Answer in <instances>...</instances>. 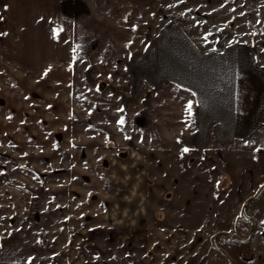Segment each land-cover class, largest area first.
<instances>
[{
  "label": "crops",
  "instance_id": "1",
  "mask_svg": "<svg viewBox=\"0 0 264 264\" xmlns=\"http://www.w3.org/2000/svg\"><path fill=\"white\" fill-rule=\"evenodd\" d=\"M238 2L0 0V96L8 106L13 103L16 114H56L59 96L69 101L77 73L122 70L130 60L132 76L145 78L150 87L132 110L140 123L133 130L136 140L149 142L144 153L171 144L189 150L201 136L208 144L218 119L221 132L230 137L238 106L237 48L232 44L238 35ZM161 117L177 121L173 135L166 128L155 133L142 128L145 119ZM103 153L100 162L114 168L100 174L98 200L88 206L96 196L85 193L83 200L61 209L65 223L42 227L39 236L52 238L41 242L36 251L41 257L35 255L34 264H202L201 242L186 255L191 238L184 241L173 233L179 229L148 221L143 169L133 173L128 167H140L145 160L127 165ZM56 234L60 239L53 238ZM10 252V240H3L0 264H12Z\"/></svg>",
  "mask_w": 264,
  "mask_h": 264
},
{
  "label": "rangeland",
  "instance_id": "2",
  "mask_svg": "<svg viewBox=\"0 0 264 264\" xmlns=\"http://www.w3.org/2000/svg\"><path fill=\"white\" fill-rule=\"evenodd\" d=\"M238 3V35L232 43L237 48L238 106L230 137L215 119L208 144L201 136L187 152L171 144L144 153L149 142L136 140L133 130L140 123L132 110L150 87L145 78L132 76L130 60L122 70L77 73L69 101L60 95L56 114H16L13 103L8 106L0 96V244L10 240L12 264L25 257L34 264L35 255L41 257L36 253L41 242L52 238L39 236L41 228L52 221L65 223L61 209L90 192L96 198L88 206L93 205L100 195V174L114 168L100 162L104 151L127 165L145 160L140 167H128L133 173L143 169L149 222L179 229L173 233L182 234L184 241L191 238L186 255L201 242L202 264H229L214 250L212 239L218 233L247 237L250 221L241 210L264 184V0ZM175 124L161 117L145 119L142 128L151 133L166 128L173 135ZM247 213L254 221L249 241L220 238L218 244L234 264H264V192L248 204ZM53 238L60 239L57 234Z\"/></svg>",
  "mask_w": 264,
  "mask_h": 264
},
{
  "label": "water",
  "instance_id": "3",
  "mask_svg": "<svg viewBox=\"0 0 264 264\" xmlns=\"http://www.w3.org/2000/svg\"><path fill=\"white\" fill-rule=\"evenodd\" d=\"M264 192V184L263 186L260 188V190L252 197V198H249L248 200L245 201V203L243 204V207H242V210H241V213L242 215L250 221V230H249V233L247 235L246 238H240L238 237L237 235L235 234H230V233H218L214 238H213V245L216 246V237L218 235H224V236H229V237H233L241 242H247L249 241L250 237H251V234H252V231L254 230V221L253 219L248 215L247 213V207H248V204L252 201H255L257 200L261 194ZM228 260L230 261L231 264H233V261L227 256Z\"/></svg>",
  "mask_w": 264,
  "mask_h": 264
},
{
  "label": "snow or ice",
  "instance_id": "4",
  "mask_svg": "<svg viewBox=\"0 0 264 264\" xmlns=\"http://www.w3.org/2000/svg\"><path fill=\"white\" fill-rule=\"evenodd\" d=\"M55 35H56V31L54 30V37H55ZM73 51L75 52L76 50L73 49ZM193 95H195V93H193ZM192 107H193L192 101H189L188 104L186 105V112L188 113L189 116H191V114H192ZM118 123L123 124L124 123L123 118H121V120L118 121ZM182 151L187 152L188 149L185 148ZM262 223H264V222H262Z\"/></svg>",
  "mask_w": 264,
  "mask_h": 264
},
{
  "label": "trees",
  "instance_id": "5",
  "mask_svg": "<svg viewBox=\"0 0 264 264\" xmlns=\"http://www.w3.org/2000/svg\"><path fill=\"white\" fill-rule=\"evenodd\" d=\"M243 216V215H242ZM220 238H227L229 240H232V241H237L235 238L233 237H229V236H224V235H218L216 237V239L219 241ZM212 247L215 248V249H218V248H221L218 244V242L216 243V246L213 245V242H212Z\"/></svg>",
  "mask_w": 264,
  "mask_h": 264
},
{
  "label": "flooded vegetation",
  "instance_id": "6",
  "mask_svg": "<svg viewBox=\"0 0 264 264\" xmlns=\"http://www.w3.org/2000/svg\"><path fill=\"white\" fill-rule=\"evenodd\" d=\"M215 236H216V235H215ZM215 236H214V237H215ZM214 237H213V238H214ZM236 240H237V239H236ZM212 242H213V239H212ZM217 242H218V240L216 239V243H217ZM214 250H215L216 252L220 253L222 256H224V258L227 260V262H228L229 264H231L230 261H229L228 258H227L228 255L226 254V252H225L222 248H218V249H215V248H214ZM230 259H231V258H230ZM231 260H232V259H231ZM233 264H234V262H233Z\"/></svg>",
  "mask_w": 264,
  "mask_h": 264
}]
</instances>
